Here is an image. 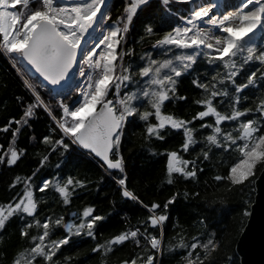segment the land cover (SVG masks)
Wrapping results in <instances>:
<instances>
[{
    "label": "snow or ice",
    "instance_id": "1",
    "mask_svg": "<svg viewBox=\"0 0 264 264\" xmlns=\"http://www.w3.org/2000/svg\"><path fill=\"white\" fill-rule=\"evenodd\" d=\"M158 2L170 16L178 15L171 7L173 4L190 7L184 10L185 14L178 15L182 23L170 27L152 45L163 49L165 55L172 53L171 57L154 59L152 53H145L140 57L143 65H137L133 71L132 62L125 63V57L133 54L131 49L125 48L127 36L134 18L150 0H124L122 11L115 19L109 0H0V53L32 97L24 104L20 118H12L0 129L8 132L12 124L16 125L11 132V142L0 153V164L16 165L25 155L26 149L16 144L17 134L29 125L38 109L55 122L51 132L58 135V138L43 137L48 154L40 157L37 170L26 177L18 175L11 182V188L22 185V194L17 193L7 203H0V232L17 217L23 222L20 236L28 242L27 246L17 249L9 264H61L57 254L73 236L84 235L95 240L97 227L106 217L94 214V207L72 212V219L67 221L63 215H49L43 221L37 215L40 201L35 191L43 193L51 185L62 203L69 205L75 189L85 186L84 180L68 175L63 180L45 179L34 190L33 177L46 165L50 155L59 152L64 156L71 149L85 150L88 155L99 158L106 171L118 172L120 175L115 182L121 197L137 202L147 213L138 222L139 226L126 228L91 248L92 253L100 255L101 264H108L109 255L125 242H130L134 250L130 258L118 264H158V256L173 248L186 250L184 264H205L219 250L220 241L214 231L198 232L188 239L177 234L173 238L175 243L165 244L168 208L180 193H174L160 204L145 203L131 191L122 138L130 117L144 122L146 141L163 140L165 130L182 132L180 151L166 150L169 185L177 178L196 180L197 173L203 171L198 162L210 160L211 155H215L214 149L229 156L236 153L228 173L218 174L214 180L226 182L229 191L237 186L243 191L245 181L250 182L254 177L257 165L264 167V43L258 45L254 39L257 32L264 36V0H241L238 10L226 12L218 11L222 6L213 0ZM95 32H101L98 40L91 38ZM144 32L147 36L155 34L151 23L145 24ZM90 40L93 46L85 47ZM200 57L208 65H215V74L210 80L204 82L200 77L191 80L202 90V97L194 103L203 110L197 111L190 120L167 112L166 102L177 98L180 78L196 70ZM246 66L248 70L242 71ZM77 73L85 78L83 86L71 83ZM0 86L6 88L7 84ZM47 86H51L50 95L63 96L67 89L69 98L78 94L80 101L69 106L61 98L56 101L59 114H54L50 103L38 90ZM249 88L255 90L251 96L253 103L244 106L250 99L245 95ZM16 99L21 101L22 97ZM178 99L187 98L179 96ZM217 105L224 110H218ZM206 118L212 122H205ZM197 120L202 122L200 129L209 130L202 141L197 140L193 124ZM200 143L202 147L197 152L196 146ZM3 148L0 145V149ZM181 152L195 155L186 159ZM183 195L188 198L199 193L184 192ZM244 215H249L247 209ZM198 223L205 225L203 219ZM59 228L66 234L53 238ZM33 229L36 234L32 233ZM6 256L0 248V257ZM63 259L71 261V257Z\"/></svg>",
    "mask_w": 264,
    "mask_h": 264
},
{
    "label": "trees",
    "instance_id": "2",
    "mask_svg": "<svg viewBox=\"0 0 264 264\" xmlns=\"http://www.w3.org/2000/svg\"><path fill=\"white\" fill-rule=\"evenodd\" d=\"M124 0H113L112 18L120 15ZM174 12L185 14L187 5H171ZM178 15L170 16L166 14L158 0H150L143 11L138 12L130 27L125 48L131 49V57H125V63L132 62L133 71L137 65H143L144 61L140 57L145 53H152L154 59L170 58L172 53L164 54V50L153 48L152 45L159 36L168 31L170 27L177 23H182ZM110 22V21H109ZM108 22V23H109ZM151 23L154 35L147 36L144 26ZM101 32H96V34ZM143 37V39H142ZM254 39L257 44L264 43V36L259 32ZM92 45V44H91ZM90 45V46H91ZM246 66L242 71H247ZM195 71L190 76H182L178 83L177 98L174 102H166L167 112L176 116L191 119L197 111L203 110L202 106L194 103L202 97V90L196 88L191 80L200 77L206 82L215 74V65H208L203 57L198 59ZM223 71V69H220ZM254 70V68H252ZM81 78L78 77L74 84H79ZM239 82V78H238ZM7 84V87L0 86V129H2L12 118L19 119L23 113V106L31 100V93L22 87V81L15 74V70L10 68L7 58L0 53V85ZM46 101L54 110V114H59L56 101L63 98L65 103L72 105L78 98V94L69 98L68 91L63 96L49 94L47 87L38 89ZM254 89L245 90V95L250 99L244 102V106L253 103L251 96ZM22 97L21 101L16 99ZM185 96L186 100L178 99ZM219 99V98H217ZM218 106V110L224 108ZM131 121L126 125L123 136V155L127 164V183L131 191H134L145 203L153 201L163 204L174 193L179 192L176 201L169 205L168 220L164 225V240L175 243L173 239L177 234L185 235L188 239L198 232H215L216 238L220 241V248L213 253L205 264H240L241 258L237 253V241L244 230L251 211V206L256 194V180L264 167L257 165L254 177L245 181L243 191L240 187H233L230 191L226 182L214 180L216 175H226L230 165L238 154L216 151L211 155V159L198 162V167L202 172L197 173L196 180H183L177 178L172 185L167 183L166 173V150L180 151L182 143V132L177 130H165L163 140L144 139V122L138 117H130ZM205 122H212L206 118ZM202 123L197 120L193 124L197 129V140L202 141V137L208 134L209 130L200 129ZM225 125L229 122H224ZM16 127L12 124L8 132L0 131V153L7 149L11 142L12 129ZM55 127V122L42 109L37 110V115L33 117L29 125L21 128L17 134L16 144L19 148L26 149L25 155L16 165L7 166L0 164V203H7L17 193L22 194V185L11 188L10 184L16 176L26 177L31 175L39 167V159L43 154H48V146L43 143L45 135H52L58 138L56 133L51 132ZM202 143L196 146L198 152ZM231 152V150H229ZM181 154L186 159H192L195 153ZM59 165V167H57ZM72 175L85 181V186L77 187L71 197L69 205L62 203L59 193L50 185L43 193L35 191L38 204V218L42 221L49 215L65 217V221L72 219V212H82L85 207H94V214L104 215L106 218L97 227L95 240L81 235L73 236L68 245L61 248L58 257H61V264H101V257L98 253H92L91 248L97 242H103L110 237L119 234L129 227L139 226V221L146 216V210L137 202L126 200L121 197L119 185L115 182L119 178V173L115 170L106 171L101 167L99 159L87 154L85 150L71 149L69 153L61 156L59 152L52 153L46 165L33 177L34 190L38 189L45 179H66ZM184 192L189 194L198 192L199 196L189 195L185 198ZM215 200L216 203H212ZM222 200V202H221ZM248 210L249 215L245 216L244 211ZM203 219L205 225H200L199 220ZM23 222L17 217H13L7 224L5 230L0 232V248L6 252V258L0 257V264H9L13 254L19 247L27 246V240L20 236V229ZM36 234V229L32 230ZM62 228L56 230L53 238L65 235ZM134 246L130 242L117 246L116 250L109 255L108 264H118L120 260L130 258ZM138 251V249H137ZM185 249L173 248L171 251H164L157 258L158 264H184ZM63 257H71V261H65ZM230 258V259H229ZM155 264V262H154Z\"/></svg>",
    "mask_w": 264,
    "mask_h": 264
},
{
    "label": "water",
    "instance_id": "3",
    "mask_svg": "<svg viewBox=\"0 0 264 264\" xmlns=\"http://www.w3.org/2000/svg\"><path fill=\"white\" fill-rule=\"evenodd\" d=\"M112 1L109 0L110 4ZM207 1L201 0V2ZM93 35L94 33L91 34V38ZM90 44L91 40L85 44V47H89ZM77 77L78 73L73 76L72 84L75 83ZM50 87L47 86L48 89ZM65 92L67 89L64 90V94ZM237 253L241 258L240 264H264V169L256 180L255 199L247 224L237 241Z\"/></svg>",
    "mask_w": 264,
    "mask_h": 264
},
{
    "label": "bare ground",
    "instance_id": "4",
    "mask_svg": "<svg viewBox=\"0 0 264 264\" xmlns=\"http://www.w3.org/2000/svg\"><path fill=\"white\" fill-rule=\"evenodd\" d=\"M213 2H216L222 6V8L219 9L218 11L226 12V11L238 10L237 6L240 4L241 0H213Z\"/></svg>",
    "mask_w": 264,
    "mask_h": 264
},
{
    "label": "rangeland",
    "instance_id": "5",
    "mask_svg": "<svg viewBox=\"0 0 264 264\" xmlns=\"http://www.w3.org/2000/svg\"><path fill=\"white\" fill-rule=\"evenodd\" d=\"M204 26L206 27L207 25H204ZM100 36H101V34H98V33L96 34V32H95L94 35H93V37H92V39L98 40ZM90 45H89V47H92L93 46V45H91V46ZM86 71H87V69H86ZM78 77H80L79 74H78ZM80 78H81V80H80L79 86H83L84 81H85V78L84 77H80ZM65 93H67V92H65ZM79 101H80V98L78 96V98L74 102H79Z\"/></svg>",
    "mask_w": 264,
    "mask_h": 264
}]
</instances>
